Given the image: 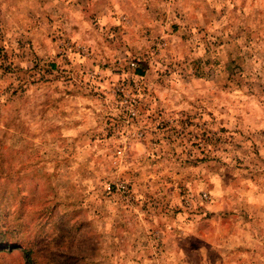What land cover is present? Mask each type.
Wrapping results in <instances>:
<instances>
[{"label": "rangeland", "instance_id": "1", "mask_svg": "<svg viewBox=\"0 0 264 264\" xmlns=\"http://www.w3.org/2000/svg\"><path fill=\"white\" fill-rule=\"evenodd\" d=\"M30 263L264 264V0H0V264Z\"/></svg>", "mask_w": 264, "mask_h": 264}, {"label": "built area", "instance_id": "2", "mask_svg": "<svg viewBox=\"0 0 264 264\" xmlns=\"http://www.w3.org/2000/svg\"><path fill=\"white\" fill-rule=\"evenodd\" d=\"M129 114L133 115V112H129ZM113 187L122 193L125 192V186H123L122 184H118L115 186H112L111 184H106L105 189H106V191H111L113 189Z\"/></svg>", "mask_w": 264, "mask_h": 264}, {"label": "trees", "instance_id": "3", "mask_svg": "<svg viewBox=\"0 0 264 264\" xmlns=\"http://www.w3.org/2000/svg\"><path fill=\"white\" fill-rule=\"evenodd\" d=\"M25 257H26V261H30V258H29V251H26L25 252ZM31 264V263H30Z\"/></svg>", "mask_w": 264, "mask_h": 264}]
</instances>
